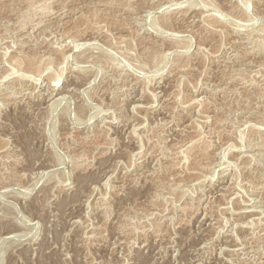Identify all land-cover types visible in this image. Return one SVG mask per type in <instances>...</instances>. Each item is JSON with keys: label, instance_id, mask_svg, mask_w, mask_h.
<instances>
[{"label": "rangeland", "instance_id": "obj_1", "mask_svg": "<svg viewBox=\"0 0 264 264\" xmlns=\"http://www.w3.org/2000/svg\"><path fill=\"white\" fill-rule=\"evenodd\" d=\"M0 264H264V0H0Z\"/></svg>", "mask_w": 264, "mask_h": 264}, {"label": "bare ground", "instance_id": "obj_2", "mask_svg": "<svg viewBox=\"0 0 264 264\" xmlns=\"http://www.w3.org/2000/svg\"><path fill=\"white\" fill-rule=\"evenodd\" d=\"M203 20V19H202ZM193 24V23H192ZM155 25V24H154ZM153 25V26H154ZM262 30V29H261ZM262 32V31H261ZM259 36H261V35H259ZM263 37V36H262ZM254 39V38H253ZM261 39V38H260ZM255 42V41H254ZM247 43V42H246ZM227 59V58H226ZM216 61V60H215ZM59 79V78H58ZM56 84V83H55ZM190 115V114H189ZM196 141V140H195ZM190 144H191V142H190ZM188 150V149H187ZM228 152V151H227ZM261 153V152H260ZM180 154V153H179ZM253 156V155H252ZM258 156V155H257ZM226 165H228V164H226ZM140 166V165H139ZM151 176V175H150ZM244 210V209H243Z\"/></svg>", "mask_w": 264, "mask_h": 264}]
</instances>
